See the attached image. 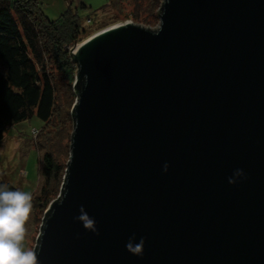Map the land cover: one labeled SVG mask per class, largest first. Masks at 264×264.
<instances>
[{
	"label": "water",
	"instance_id": "obj_1",
	"mask_svg": "<svg viewBox=\"0 0 264 264\" xmlns=\"http://www.w3.org/2000/svg\"><path fill=\"white\" fill-rule=\"evenodd\" d=\"M157 13L156 30L126 21L71 49L70 156L39 264H264V0Z\"/></svg>",
	"mask_w": 264,
	"mask_h": 264
},
{
	"label": "trees",
	"instance_id": "obj_2",
	"mask_svg": "<svg viewBox=\"0 0 264 264\" xmlns=\"http://www.w3.org/2000/svg\"><path fill=\"white\" fill-rule=\"evenodd\" d=\"M163 0H109L102 7L109 21L86 22L69 8L50 19L40 0H0V141L15 124L34 116L42 120L34 145L42 155L43 177L33 194V221L42 222L50 203L62 190L70 156L72 107L78 63L71 48L120 21L148 28L160 21ZM97 22H100L96 24ZM95 25L90 28L87 26ZM11 190L16 187L5 181Z\"/></svg>",
	"mask_w": 264,
	"mask_h": 264
},
{
	"label": "rangeland",
	"instance_id": "obj_3",
	"mask_svg": "<svg viewBox=\"0 0 264 264\" xmlns=\"http://www.w3.org/2000/svg\"><path fill=\"white\" fill-rule=\"evenodd\" d=\"M40 2L44 14L50 19L59 18L69 8L74 9L85 22L88 19L95 21L98 18H100L98 21L101 23L107 22L110 20L109 17L114 14L106 15L102 10V7L108 4L109 0H40ZM123 22L126 20L119 23ZM92 24L87 27L91 29L95 25ZM159 25L160 21L151 29L156 30ZM42 125V120L34 116L30 120L15 124L5 133L4 138L0 141V182L5 181L14 185L16 189L28 191L35 195L39 192L43 179L40 170L43 152L38 150L33 140L38 136L36 129ZM33 219L30 214L26 223L28 230L26 243L34 249L42 222L38 226Z\"/></svg>",
	"mask_w": 264,
	"mask_h": 264
},
{
	"label": "clouds",
	"instance_id": "obj_4",
	"mask_svg": "<svg viewBox=\"0 0 264 264\" xmlns=\"http://www.w3.org/2000/svg\"><path fill=\"white\" fill-rule=\"evenodd\" d=\"M167 170L168 165L165 164L164 171ZM241 177L246 178V174L242 168H238L228 178V182L236 184ZM33 200L31 192L11 190L7 184H0V264H39L37 252L26 243V223L33 210ZM75 219L82 222L85 229L99 235L95 219L90 217L83 206ZM144 242L145 238L141 237L136 242L133 236L126 248L133 254L142 256Z\"/></svg>",
	"mask_w": 264,
	"mask_h": 264
}]
</instances>
